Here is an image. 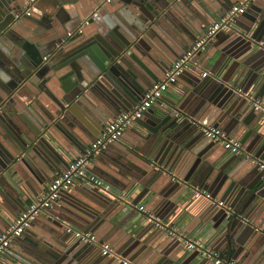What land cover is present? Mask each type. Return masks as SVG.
<instances>
[{
	"label": "water",
	"instance_id": "95a60500",
	"mask_svg": "<svg viewBox=\"0 0 264 264\" xmlns=\"http://www.w3.org/2000/svg\"><path fill=\"white\" fill-rule=\"evenodd\" d=\"M104 1L0 0V233L25 209L24 186L33 194L43 192L74 155L98 137L106 122L138 105L145 91L193 46L195 32L202 33L210 22L194 0ZM200 1L216 11L211 0ZM216 1L226 11L234 5L232 0ZM122 2L127 12L121 10L106 21L107 26L91 32L99 16ZM26 9L29 15H23ZM88 15L82 32L66 39ZM214 38L221 43L217 56L207 50L210 40L194 57L199 62L204 54L203 64L194 69L198 73L212 61L208 75L192 84L194 119L229 133L244 131L236 136L252 157L227 156L228 150L206 137L197 122L182 118L188 111L164 95L154 104L157 110L146 112H152L154 123L138 119L148 132L135 129V145L128 144V149L120 144L127 128L91 165L110 153L109 171L127 182L124 193L144 185L138 197L128 201L112 190L88 184L83 190L73 187L61 194L60 201L70 199L64 213L52 207L50 214L36 217L31 227L37 233L28 228L14 238L0 264H123L117 257L86 256L94 244L73 241L68 224L94 230L87 227L88 220L107 223L121 208H133L149 191L155 192L157 184H162L167 213L181 206L183 195L171 194L178 186L181 191L197 186L224 200L226 206L210 204L203 212L206 222H214L215 244L224 259L239 255L264 264L263 171L252 160L264 161V122L253 123L263 114L253 107V100H264V61L254 63L264 53L257 46L264 39V0H254L235 17L229 31L221 30ZM155 64L163 72L160 79L152 75ZM250 137L252 144L245 147ZM218 147L226 152H217ZM146 210L154 216L130 237L126 250L112 245L119 255L135 264H215L198 250L185 249L177 236L162 230L164 217L149 205ZM40 220L42 226H37ZM148 230L154 237L142 239ZM13 245L25 249L18 253L19 247ZM180 251L184 253L176 260Z\"/></svg>",
	"mask_w": 264,
	"mask_h": 264
},
{
	"label": "built area",
	"instance_id": "2783aa9c",
	"mask_svg": "<svg viewBox=\"0 0 264 264\" xmlns=\"http://www.w3.org/2000/svg\"><path fill=\"white\" fill-rule=\"evenodd\" d=\"M108 1L110 0H105L104 3ZM253 1L254 0H240L239 2H236L223 15L209 24L205 30L198 35V38L193 46L185 54L175 59L166 69L164 76L157 82L153 83L145 91L143 98L134 109L123 111L112 121L106 122L101 133L86 147L84 152L73 158L69 166L59 173L47 185L46 189L42 193L30 198L26 208L14 218L10 227L0 233V257L11 246L14 238L21 236L25 230L31 227L36 217L39 215L50 214V209L59 202L61 194L72 189L77 182L83 181L106 192L112 190L110 183L105 182L103 179L91 172L90 168L95 156L109 144L119 140L126 129L134 121L143 118L146 112L152 108L154 104L164 96L166 91L178 81V77L182 73L188 70H194L198 67V61H194V57L198 54V52L204 49L206 44L212 40L219 31L231 28L235 17L243 14ZM96 11L97 10H95L92 14H95ZM29 14V9H26L23 12V15ZM89 18L90 17L88 15L74 31H69L66 35V39L71 37L76 32H82L83 27L89 24ZM257 46L264 48V39L257 42ZM48 60L49 56H44V61ZM208 73L209 72L207 70H204L202 71V76L206 77ZM237 91L240 92L241 88H238ZM253 107L256 110H261L264 114V100L260 98L254 99ZM186 117L194 123L197 122L201 126V129L206 137L215 143L223 145L230 153L242 154L248 158L252 157V155L244 148L240 138L232 135L225 128L215 125H203L200 121H197L193 117H188V115L182 116V118ZM252 160L254 163L259 164V169L263 171L264 177V161L254 157ZM194 197L203 198L215 206H226L224 200H217L213 197L210 191L199 187L194 188ZM137 207L139 211L145 212L147 217L154 216L151 212L146 210V206L144 204L137 205ZM161 228L169 235L177 236L182 239V242L187 249L198 250L199 252L208 255L213 259L215 264H240L234 259H224L222 254L211 248L207 243V240L203 237L193 238L181 235L182 233H180L179 228L172 220H163ZM68 231L72 233V236L76 240L82 243L94 244L98 246L100 253L104 256L117 257L123 264H135L127 258H123L119 255L110 242L99 241L98 235L94 232L77 229L69 224Z\"/></svg>",
	"mask_w": 264,
	"mask_h": 264
},
{
	"label": "crops",
	"instance_id": "0c3cea01",
	"mask_svg": "<svg viewBox=\"0 0 264 264\" xmlns=\"http://www.w3.org/2000/svg\"><path fill=\"white\" fill-rule=\"evenodd\" d=\"M86 1L90 2V0H86ZM232 1L235 4L236 3L235 1H237V0H232ZM198 2H199L200 8L203 9V10L201 9L203 11V13L209 14L208 15L209 21H210L209 24L214 22L217 18H219L221 15H223L226 11L225 7L222 6L216 0H211V5L216 10L215 12H212L210 9L211 7H206V5H204L200 0H194L193 1V3H195V4H198ZM121 10H122V14H123V12H127V11H125L123 2H122V5L119 4V6H116L114 10H111V11L107 10L104 16H101V17L99 16V18L96 19L95 23H93V29L91 32L99 30V28L102 25L107 26L106 21L107 20L112 21V17H114L115 15H120ZM68 13H69V11H68ZM71 20L74 21L75 18L74 19L72 18ZM229 30H230V28L224 29V32L229 31ZM200 34L201 33L195 32V35H197V36ZM209 44L210 45L207 46V48H208L207 50H209L210 54L215 53L214 55L217 56V54H219L218 47L221 45V43H219V40H215V38H214V39H212L211 43H209ZM177 53L178 52H175L174 55H177ZM202 57H204V54H202L200 56L198 64L199 63L203 64V58ZM262 61H264V53L262 55H260L254 61V63L259 64ZM211 65H212V61L209 62L208 66H206L207 68L202 69V71L208 70V68H210ZM151 72H152V75L154 77H159V79L163 73L161 68H159V66L157 64L154 65ZM236 73H237V71H233L234 75L232 77L235 78L237 76ZM198 78L200 80H202L205 77L202 76V72L198 73V72H195L194 70H190V71H188V73L180 76L178 81L173 86H171L169 88V90H167L166 93L164 94L168 102L170 101L171 103H177V107L182 106L184 108V110L189 112L190 115L187 114L188 117H193V118H194L195 112L193 110L192 103H193L195 98H194V96L190 98V96L192 95L191 94L192 84L198 83V81H197ZM165 104L166 103L164 102L163 106H165ZM152 108L154 109L155 106H153ZM155 110H157V109L155 108ZM151 113L145 114L144 117L141 118L142 121H144L148 125L155 122ZM184 114H186V113H184ZM253 121H254L253 123H255L257 121L256 124L259 123V121L264 122V114L256 115V117ZM91 123L94 126L96 125L94 122H91ZM128 129H129V131L126 132L125 135L123 136L124 141L120 142V144L122 146H124V148H128V149L130 148V146L128 144H134L135 145V143H136L134 141L136 138L135 129L142 131L144 134L148 132V130L145 127L140 125L138 120L134 121L128 127ZM97 132L99 133V129H97ZM240 133H241V135H243L245 132L244 131L242 132V130L238 133L235 131L231 132V134L234 136L239 135ZM245 144L247 145V146L245 145V147H250V144H252L251 143V137H250V139L247 140V142H245ZM252 149L254 150L255 148H252ZM217 150H216L217 152H226V151H224L225 149H223L221 147H218ZM79 152H80V150H78V153ZM231 155H233V153H230L228 151L227 156H231ZM242 156L245 157V155H242ZM75 157H76V155H74L73 158H75ZM109 158H110V153L106 152L105 155L102 154L101 159L98 160L97 163L92 166V168H90L91 172L94 173L95 175H97L98 177H100L101 179H103L105 182L110 183L112 186V191L114 192V194L121 196L122 198H124L128 201H133L134 199H136L138 197V195L140 194V191L143 189L144 185H139V186H137V188L129 190V192H127V193H124L123 192L124 190H122V189L125 185H127V182H124L123 179L115 178L110 173V171H109L110 168L108 166L109 165ZM114 175H116V174L114 173ZM19 178H21L20 175H17L15 177V180L18 181ZM262 179L264 180L263 176H262ZM86 184H88V183H85L83 181H79L73 187H78L80 190H83L82 188L84 186H86ZM88 185H90V184H88ZM195 187H197V186L191 187L187 191H184V190L181 191V189L179 190L180 187L178 186V189H175L171 193V194H174L176 192L175 195H177V196L183 195V198H180L179 204H178L181 206L173 212L167 213L164 211V206L162 205L163 204L162 201L164 200L163 195H162V193H163L162 184L153 185L155 192L149 191L137 205L144 204L146 207H147V205H149L151 207V209H153L154 213H159L160 215H162L164 217V220H172L176 224V226L179 228L180 233H182L181 235L190 236L193 238L204 237L207 240V243L210 245L211 248L216 247L217 251H219L221 253L223 250L221 251V247L218 246L217 244H215L217 241L218 233H216L215 229L213 228L214 222L211 220H209L208 222L205 221L207 216L204 214L206 212V211L204 212V210L207 206L210 205V203L208 201H205V199H203V198L197 199L194 197V188ZM24 188H25V191H24L23 199L26 202V204H25V208H26V206L28 205V202L30 201V198L42 193V191H40V192L38 191L37 194H33L27 187L24 186ZM164 196H165V193H164ZM157 197L159 198L160 201L154 200ZM69 201H70L69 197L63 198V201H60V199H59L58 206L57 205L53 206V208L55 209L56 212L58 211V212L64 213L63 206H66L67 205L66 202H69ZM64 204H66V205H64ZM137 205L133 208L132 207H128L125 209L121 208L117 214H115L113 217H110V219L107 220V223L96 224V220H93V221L88 220L90 224H87V227H90V228L92 227L94 229V230L88 229V231L96 233L98 235L99 241L110 242L112 245H117L118 247L122 248V250H126V248H127L126 246L128 245V243L130 242V239H131L130 237L132 235L139 234L141 232V230L143 229L145 223H147L149 221L147 214L143 211H139ZM23 210L18 212V214L21 213ZM14 218L13 217L11 218L12 222H13ZM197 219H198V221H196ZM12 222H11V224H12ZM42 222L43 221H41V220H40V222L39 221L36 222L37 226H42ZM111 224H112V226H111ZM115 228L117 230L114 231ZM29 229H30V231H32L31 233H34V234L37 233V231H36V229H34V227H29ZM150 232L151 231L148 230L145 233H143L142 239H150L149 237H151V235L153 234ZM153 237H154V234H153ZM71 239L73 241H78L73 236H71ZM178 239H180V238L178 237ZM180 240L182 242V239H180ZM182 244H184V243L182 242ZM14 246L19 247L18 253H21L25 249L24 247H21L20 245H13V248H15ZM183 246L185 249H187L185 245H183ZM12 250L15 251L16 249L15 250L12 249ZM183 253H184V251H180L175 256V259L177 260L179 257H181L183 255ZM99 254H101L99 247L96 245H93V247L87 252L86 256H88V257H90V256H93V257L101 256ZM204 255H206V254H203L202 252H200V256H204ZM222 256L224 257L223 253H222ZM231 259H234L236 261L238 260V262L240 264H253L251 262V260L245 256L241 257L238 255V256H236V258H231Z\"/></svg>",
	"mask_w": 264,
	"mask_h": 264
}]
</instances>
